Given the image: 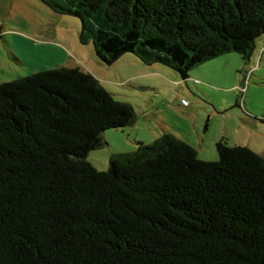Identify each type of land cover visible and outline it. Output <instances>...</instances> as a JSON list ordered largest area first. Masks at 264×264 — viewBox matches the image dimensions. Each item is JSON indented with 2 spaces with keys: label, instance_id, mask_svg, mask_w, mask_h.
I'll return each instance as SVG.
<instances>
[{
  "label": "trees",
  "instance_id": "16d2710c",
  "mask_svg": "<svg viewBox=\"0 0 264 264\" xmlns=\"http://www.w3.org/2000/svg\"><path fill=\"white\" fill-rule=\"evenodd\" d=\"M82 20L112 64L134 53L187 79L264 36V0H42ZM137 113L80 67L0 83V264H264V155L217 142L205 161L170 133L87 157Z\"/></svg>",
  "mask_w": 264,
  "mask_h": 264
},
{
  "label": "rangeland",
  "instance_id": "374dc122",
  "mask_svg": "<svg viewBox=\"0 0 264 264\" xmlns=\"http://www.w3.org/2000/svg\"><path fill=\"white\" fill-rule=\"evenodd\" d=\"M81 31L79 17L58 13L42 0H0V83L57 64L78 66L133 105L135 124L105 130L104 145L89 152L87 159L97 169L108 170L113 154L134 151L137 141L151 143L164 133L191 145L205 161L219 159L222 139L264 155V37L250 61L236 52L222 54L195 66L184 79L134 53L109 65L93 42L81 41ZM54 46L67 54L63 62Z\"/></svg>",
  "mask_w": 264,
  "mask_h": 264
},
{
  "label": "crops",
  "instance_id": "0c3cea01",
  "mask_svg": "<svg viewBox=\"0 0 264 264\" xmlns=\"http://www.w3.org/2000/svg\"><path fill=\"white\" fill-rule=\"evenodd\" d=\"M262 37H264V36H262ZM261 37V38H262ZM260 38V39H261ZM260 39L258 40V42H257V49L256 50H260V48H259V44H260ZM54 50H56L58 53L60 52H62V55H60L61 57H58V60L57 61H60V60H62L61 62H63L64 61V59L66 58V56H67V54L64 52V50H62L61 48H56V46H54ZM64 52V53H63ZM260 52V51H259ZM263 54H264V52H263ZM60 62V63H61ZM55 63V61H53V64ZM59 65L57 64L55 67H58Z\"/></svg>",
  "mask_w": 264,
  "mask_h": 264
},
{
  "label": "built area",
  "instance_id": "2783aa9c",
  "mask_svg": "<svg viewBox=\"0 0 264 264\" xmlns=\"http://www.w3.org/2000/svg\"><path fill=\"white\" fill-rule=\"evenodd\" d=\"M183 104H188V101H186L185 99L182 100Z\"/></svg>",
  "mask_w": 264,
  "mask_h": 264
}]
</instances>
